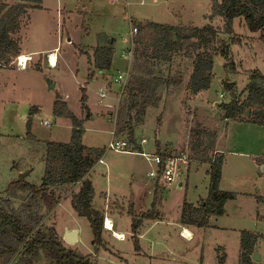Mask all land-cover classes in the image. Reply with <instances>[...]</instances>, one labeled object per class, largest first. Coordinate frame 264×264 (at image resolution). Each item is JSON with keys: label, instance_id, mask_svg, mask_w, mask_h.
<instances>
[{"label": "rangeland", "instance_id": "374dc122", "mask_svg": "<svg viewBox=\"0 0 264 264\" xmlns=\"http://www.w3.org/2000/svg\"><path fill=\"white\" fill-rule=\"evenodd\" d=\"M19 1L0 0V15L2 4L12 6ZM42 4V9H30L21 18L20 28L12 35L24 52H33V61L27 69H19L14 60L10 65L0 66V208L21 213L29 207L31 213L42 215V228H53L65 245L92 264H242L240 237L244 230L258 235L261 261L256 262L254 254L252 259L255 264H264V125L247 121L251 110L250 116L238 120L249 123L229 122L222 108L223 103L233 98L240 103L246 100L252 72L264 73L261 33L251 32L244 19L239 18L233 23V33L227 34L224 18L212 15L214 0H43ZM176 20H192L200 28L210 24L220 39L230 45L233 64H227L229 61L219 55L222 43L211 50L214 80L200 96L188 89L195 59L188 43L193 40L173 54L172 61H137L133 55L129 56V63L121 57L122 51L130 47L133 27L148 21L164 24ZM114 39L119 44L113 69L96 71L94 78L90 77V71L95 70L92 57L96 46ZM56 46L59 62L52 68L47 58ZM133 49L135 53V45ZM41 58L45 60L42 62ZM128 67L131 77L120 97V87L113 80ZM147 67L153 72H148ZM137 77L142 78L141 82L160 78L162 83L156 94L159 102L148 105L141 122L138 113L132 112L131 126L136 133L133 138L128 127L125 134L117 131L124 124L120 122L121 110L130 99L131 82ZM180 86L185 93L178 92ZM106 87L109 97L102 103L100 93ZM83 93L89 112L82 108ZM58 99L84 121L86 148L103 151L104 163L98 160L89 175L96 195L93 206L105 218L115 219L116 230L125 231V239L109 231L103 234V245L93 244L88 219L79 216L71 206L79 191L77 184L57 187L60 198L52 210L29 191L7 190L28 167L27 180L39 186L45 172L46 144L71 142V121L54 115ZM123 118L129 120L126 114ZM44 121L50 125H44ZM113 137L139 141L145 138L148 142L137 144L136 150L185 153L192 159L188 185L189 169L181 179L183 186L158 185L163 200L155 218L144 219L155 199L150 194L151 164L140 154L108 150ZM220 155L225 156L226 166L223 188L235 196L226 201L224 215L212 216L205 228L194 227L197 235L188 239L181 233L177 204L185 198L200 205L199 200L208 197L209 160ZM138 220H141L138 223L141 250L136 248L133 237V224ZM77 229L80 230L77 245L66 242V232ZM0 264L4 260L0 259ZM6 264H20V257L14 256ZM34 264L51 262L42 253Z\"/></svg>", "mask_w": 264, "mask_h": 264}, {"label": "trees", "instance_id": "16d2710c", "mask_svg": "<svg viewBox=\"0 0 264 264\" xmlns=\"http://www.w3.org/2000/svg\"><path fill=\"white\" fill-rule=\"evenodd\" d=\"M43 0H20L12 6L2 4L0 15V66L4 63L10 65L13 60L21 54L19 42L12 37L20 28L21 18L30 9H42ZM213 16L222 17L226 21L225 31L233 33V23L236 19L243 18L248 29L253 32H260L264 41V0H214ZM138 32L133 37L135 45L134 57L139 60H151L154 62L172 61L173 54L184 49L187 42L190 44L195 56L194 69L188 83L191 93L197 95L204 90L210 89L214 80V55L211 53L215 44L222 43L223 46L219 55H223L233 64L229 43L220 39L218 32L212 25L200 27L171 24H159L146 22L137 26ZM115 49L112 45L97 47L93 54L95 70L109 71L113 65ZM148 72H153L147 67ZM95 71L90 77L94 78ZM247 85L248 96L241 103L233 98L229 103H223L225 119L240 120L251 110V118L247 119L257 125H264V73L254 71ZM136 81L138 83H136ZM131 82L130 99L125 102L122 108L121 126L117 132L125 134V127L130 130V136L135 137L131 126L133 111L135 110L141 122L148 105L159 102L160 97L156 96L157 89L161 86L160 78L142 81L137 77ZM135 82V83H134ZM134 83V84H133ZM166 84V83H165ZM148 85V86H147ZM233 96V84L228 85ZM82 108L89 112L87 96L83 93ZM154 100V101H153ZM152 102V103H151ZM126 114L129 120L124 121ZM54 115L65 117L72 124V139L70 143L48 142L46 144L45 168L42 182L39 186L27 180L28 173H22L20 178L11 182L9 192L20 191L31 192L32 197H38L49 210L55 208L59 202L57 187L62 185H79V191L73 196L71 206L79 216L88 219L93 230V244L103 245V234L105 231V215L93 206L95 188L89 179L90 173L98 160L101 159L103 151L93 148L88 150L83 143L85 135L84 121L73 114L67 103L58 99L55 102ZM243 121V120H241ZM31 120L27 121L28 127ZM225 156H218L211 159L209 170L210 188L206 200H202L199 206L192 203H184L180 222L184 226L205 228L209 225L212 216L225 214L226 201L234 197V193L220 188L223 177V165ZM152 203L153 207L144 214V219L155 218L158 210L157 193ZM157 200V202H156ZM27 211L21 213L15 210L0 208V259L4 264L8 263L14 256L20 257V264H34V262L45 254L51 264H92L84 256L77 255L76 251L65 245L60 236L53 228H42L40 223L42 215ZM141 220L133 224V237L136 248L141 250L139 233ZM241 255L242 264H255L252 256L258 243V235L254 232L244 230L241 233Z\"/></svg>", "mask_w": 264, "mask_h": 264}, {"label": "built area", "instance_id": "2783aa9c", "mask_svg": "<svg viewBox=\"0 0 264 264\" xmlns=\"http://www.w3.org/2000/svg\"><path fill=\"white\" fill-rule=\"evenodd\" d=\"M138 32L137 27H134L132 29V35L135 36ZM55 53V52H54ZM54 53H49L47 60L49 61V64L51 67L55 66V63L53 59L51 58V55ZM134 55V49L129 50L127 53H125V57L128 58L129 56ZM16 66L19 69H27L29 64L33 61L32 55L27 54H20L14 59ZM130 69H128L124 72L119 71L113 80V83L117 84L119 86L118 95L123 96L126 87L128 86L129 79H130ZM112 83V82H110ZM110 83L108 85H110ZM101 95V102L103 103L104 100H106L108 95V89L107 87L103 89V91L100 93ZM44 125L49 126V121H44ZM148 141L144 138L142 140H129V139H117L116 137H113L112 140L109 142L107 149L110 151H117L122 153H135L143 155L145 158H147L148 162L151 164V170L149 171V177H152L153 179H158L162 185H165L167 187L173 185V184H181L182 183V177L189 169V164L192 162V159L189 157L188 154L182 153V154H171V153H164L162 152H145V151H138L135 149L137 144L144 145ZM101 163H104V160L100 159ZM110 222V225H108ZM104 225L105 229L109 231L114 230V225H112L109 218L104 219ZM115 233V232H113ZM182 234L186 238H191V235L187 233V231H183ZM117 236L118 234L115 233ZM119 236V235H118ZM119 238V237H118ZM121 239V238H120ZM125 239V236L123 235V238Z\"/></svg>", "mask_w": 264, "mask_h": 264}, {"label": "crops", "instance_id": "0c3cea01", "mask_svg": "<svg viewBox=\"0 0 264 264\" xmlns=\"http://www.w3.org/2000/svg\"><path fill=\"white\" fill-rule=\"evenodd\" d=\"M205 19H206V21H207V18L206 17H204ZM185 24V25H187V24H192L193 26H195V24H194V22L192 21V20H176L174 23H167V24H171V25H174V26H179L180 24ZM195 27H197V26H195ZM199 27V26H198ZM134 28V27H133ZM132 28V29H133ZM132 33V30H131V32H130V39H131V43H130V47L128 48V49H125V50H123L122 51V53H121V57L122 58H124L125 60H127V61H129V63L131 62V60L129 59V57L128 58H126L125 57V53H127L129 50H131V49H133V47H134V39H133V35L131 34ZM111 43H109V44H107V43H105V42H101L100 44H98L97 46H96V48L97 47H102V46H109V45H112L113 47H114V49H115V52H116V50H118V44H119V41L118 40H116L115 41V39L112 41H110ZM53 52L51 51V53H54L55 52V54L57 53V50H58V46H56V47H54L53 48ZM21 53L22 54H27V55H32L33 56V52L32 53H26V52H24L23 51V49L21 48ZM131 59H133V58H131ZM40 60H42V62L45 60V59H40ZM59 62V61H58ZM48 63H49V61H48ZM58 64V63H57ZM116 64V53L114 54V60H113V65H112V67H111V69L110 70H112L113 69V67H114V65ZM50 65V64H49ZM56 66V65H55ZM53 68V67H52ZM109 70V71H110ZM92 71H98V70H91L90 72H92ZM102 72H105V71H102ZM187 84V83H186ZM186 88V87H185ZM176 92H177V90H176ZM178 92H184L185 93V89H184V87L183 86H180V87H178ZM204 92V91H203ZM203 92H201L200 94H197V95H195V96H200L201 94H203ZM25 119L27 118V116H25L24 117ZM237 122V123H239V124H242V123H249V122H245V121H238V120H234V119H229V122ZM251 124V123H250ZM252 125H254L253 123H252ZM257 127V126H256ZM114 132V131H113ZM114 135H116L115 134V132H114ZM218 150H220V152L222 151L221 149H218ZM159 151V150H158ZM225 161V160H224ZM209 162H210V165H211V160H209ZM225 163V162H224ZM261 164H262V162H261ZM260 164V165H261ZM224 167H223V177H222V180H221V183H220V188H221V190L223 191V192H225V191H229V190H224V188H223V184H224V179H225V165H223ZM29 168V167H28ZM28 168H26V170H25V173L26 172H28L29 173V170H28ZM44 168H45V166H44ZM150 169H149V171L152 169L151 168V166L149 167ZM191 168V169H190ZM189 168V171H188V174H187V179H186V185H188V183H189V178H190V174H191V171H192V166ZM210 170V169H209ZM209 170H207V174H208V176H209ZM153 181V183L151 184V186H150V194H154V195H156V193H157V197L160 199V197H159V194H158V192H159V190H158V185H162L161 183H160V181L158 180V179H153L152 180ZM183 184V182L180 184V186H183L182 185ZM229 192H232V191H229ZM232 193H234V192H232ZM234 196H235V193H234ZM95 199H96V195H95V198H94V203H95ZM161 200H163V199H160V200H158L159 202V204L158 205H160V206H162L161 204H162V201ZM203 200H206V199H203ZM153 201V200H152ZM202 201V199L201 200H199V202H201ZM189 202V201H188ZM187 201H186V199L184 198V199H182L177 205H178V207H179V210H178V212H180V217H179V222H180V220H181V213H182V209H183V206H184V203H188ZM189 203H192V204H194L195 206H199L198 204H195L194 202H189ZM198 203V202H197ZM152 205V204H151ZM159 206V207H160ZM161 208V207H160ZM162 211V210H161ZM226 211V210H225ZM264 216V215H263ZM107 218H109V217H107ZM109 220L111 221V223H112V225H114V230H113V232H115V233H121V234H123L125 237H126V232L125 231H120V230H116V227H117V225H116V221H115V219H113V220H111L110 218H109ZM181 223V222H180ZM181 226H182V230H181V233L185 230V231H187V233L188 234H190L191 235V238H195L196 237V235H197V233L195 232V229H194V227L193 226H184L182 223H181ZM79 231V233H78V239H77V243H78V241H79V238H80V230H78ZM104 232H109V230H107V229H105V231ZM77 243L75 244V245H77ZM257 249V252H259V247H258V245H256V248H255V250Z\"/></svg>", "mask_w": 264, "mask_h": 264}, {"label": "water", "instance_id": "95a60500", "mask_svg": "<svg viewBox=\"0 0 264 264\" xmlns=\"http://www.w3.org/2000/svg\"><path fill=\"white\" fill-rule=\"evenodd\" d=\"M54 87L55 85H51V88ZM247 115L250 116V110H248ZM78 233H79L78 229L73 231H67L64 236L65 241L68 242L69 244H76L78 239ZM253 258L256 262L261 261V258L258 257L257 249L254 252Z\"/></svg>", "mask_w": 264, "mask_h": 264}, {"label": "bare ground", "instance_id": "6f19581e", "mask_svg": "<svg viewBox=\"0 0 264 264\" xmlns=\"http://www.w3.org/2000/svg\"><path fill=\"white\" fill-rule=\"evenodd\" d=\"M51 58L53 59V61H54V63H55V65H57V63H58V59H57V56H56V54L54 53V54H52L51 55ZM108 225H110V222H109V224ZM189 233V232H188ZM118 235H117V237H119V238H123V234H121V233H117Z\"/></svg>", "mask_w": 264, "mask_h": 264}]
</instances>
